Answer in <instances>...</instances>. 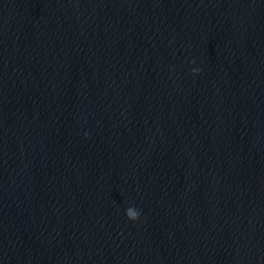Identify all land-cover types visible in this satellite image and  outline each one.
<instances>
[{"label": "water", "instance_id": "water-1", "mask_svg": "<svg viewBox=\"0 0 264 264\" xmlns=\"http://www.w3.org/2000/svg\"><path fill=\"white\" fill-rule=\"evenodd\" d=\"M0 264H264V0H0Z\"/></svg>", "mask_w": 264, "mask_h": 264}, {"label": "clouds", "instance_id": "clouds-1", "mask_svg": "<svg viewBox=\"0 0 264 264\" xmlns=\"http://www.w3.org/2000/svg\"><path fill=\"white\" fill-rule=\"evenodd\" d=\"M193 71L199 72V69H194ZM126 215L131 220L139 219L140 212L135 207H129L126 209Z\"/></svg>", "mask_w": 264, "mask_h": 264}]
</instances>
